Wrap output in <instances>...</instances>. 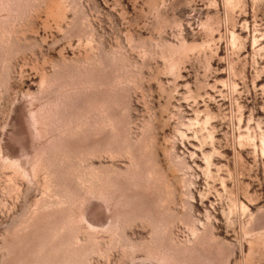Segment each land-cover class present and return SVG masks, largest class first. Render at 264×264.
Wrapping results in <instances>:
<instances>
[{
	"label": "rangeland",
	"instance_id": "1",
	"mask_svg": "<svg viewBox=\"0 0 264 264\" xmlns=\"http://www.w3.org/2000/svg\"><path fill=\"white\" fill-rule=\"evenodd\" d=\"M0 264H264V0H0Z\"/></svg>",
	"mask_w": 264,
	"mask_h": 264
}]
</instances>
